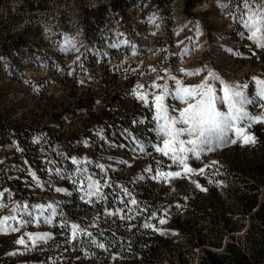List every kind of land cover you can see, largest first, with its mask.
Returning <instances> with one entry per match:
<instances>
[{
    "label": "trees",
    "instance_id": "1",
    "mask_svg": "<svg viewBox=\"0 0 264 264\" xmlns=\"http://www.w3.org/2000/svg\"><path fill=\"white\" fill-rule=\"evenodd\" d=\"M25 2L29 10H40L48 0ZM93 11L94 8L83 7L75 15L84 25H89ZM43 27L41 22L33 21L20 30L0 28V65H5L7 56L13 54L8 68L12 78L19 71L22 73L19 59L31 49L35 34ZM233 29L238 35L247 37L239 23L235 22ZM90 38V33L86 32L85 42L90 43ZM251 42L263 59L264 48ZM208 70L216 72L210 62L203 76ZM260 80L264 79L250 81L251 98L259 96ZM147 91L145 88L141 93ZM94 97H101L104 103L97 111L93 110L94 104L102 100ZM155 111L154 104L136 98L132 88L120 85L114 90L88 88L83 98L76 97L73 105L51 112L52 121L82 112L86 116L79 126L59 131L52 130L50 123L23 125L13 121L11 124L9 110L0 101V193L5 194L0 195V202L8 207V215H18L19 221L21 215L14 209L47 203L46 198L39 195L45 190L46 181L57 179L53 184L62 189H57L61 202L55 207L56 215L50 219L41 218L37 210L33 212V222L27 226L20 227L11 220L7 222L18 228L17 231L0 225V264H117L119 261L167 264L161 255L162 249L171 244L173 236L188 229L180 215L173 218L174 213L169 214L167 210L201 212L204 208L199 203L200 196L217 197L218 182L208 171L209 162L200 163L205 157L186 158L185 162L193 171L185 173L184 165L179 170L169 155L157 151L164 145L155 134L158 129ZM255 116L260 122L262 117ZM258 133V130L246 132L254 137V142L260 138ZM11 142L19 146L23 164L28 169L15 166L11 160L19 157L10 152ZM201 168L203 173L199 171ZM68 169L82 180L81 185L75 178L65 176ZM168 172L181 175H162ZM253 175L264 185L263 165L255 168ZM91 181L98 183L99 196L85 194ZM161 181L163 185L159 184ZM260 184L252 185L253 190L241 191L239 195L241 209L253 217L250 224L242 228L248 239L247 246L235 240L237 236L229 226L225 229L224 240L220 237L209 242L199 234L193 240V245L200 247L202 252L196 264H264V197L261 200L258 197ZM165 189H169V194H165ZM132 200L137 203L132 204ZM88 210H94L95 214ZM160 219L165 223L161 224ZM72 224L84 230L77 232L75 238ZM25 234H43L47 238L43 239L42 246L29 248V251L18 243L17 247L12 246L17 237L26 239ZM6 237L9 239L4 241ZM101 244L103 247L99 246ZM178 259L177 264L188 263L182 254Z\"/></svg>",
    "mask_w": 264,
    "mask_h": 264
},
{
    "label": "rangeland",
    "instance_id": "2",
    "mask_svg": "<svg viewBox=\"0 0 264 264\" xmlns=\"http://www.w3.org/2000/svg\"><path fill=\"white\" fill-rule=\"evenodd\" d=\"M25 5V0H0V28L3 30H20L33 21L44 24L33 38L34 45L19 59L22 73L19 71L12 78L8 72L13 54L7 56L5 65H0V101L9 110L11 124L13 121L23 125L50 123L52 130L69 131L85 119L83 112L60 116L56 121L51 120L50 114L73 105L76 97L83 98L88 88L114 90L120 85L132 88L136 98L146 88L148 98L153 101L165 83L176 87L170 77L179 80L181 86L200 84L207 76L203 74L209 62L221 80L246 85L243 88L246 96L250 94L251 80L264 79V58L253 49L251 40L234 32L235 4L228 14L220 7L219 0H48L40 10H29ZM83 7L94 8L89 25H84L75 15ZM86 32L91 35L90 43L85 42ZM69 39L74 43L66 46L65 41ZM198 69L200 71L196 72ZM153 82L161 87H151ZM212 83L217 90L221 88L218 81ZM138 85L145 87L138 88ZM218 94L221 93L218 91ZM254 97L249 95L252 102L245 105V109L252 117H262L260 122L253 119L248 124L254 125L252 128L259 131L261 139L254 143L235 139L233 143L230 133L226 140L214 144L211 151L199 152L198 156L187 153L205 157L200 163L209 162L208 171L218 182V195L200 196L199 203L204 208L201 212L178 210L176 214L178 211L167 210L169 214L174 213L173 218L180 215L188 228L173 236L171 244L162 249L161 255L167 264H177L181 254L187 258V264H196L202 252L193 245L194 237L201 234L209 242L220 237L224 240L227 226L234 230L235 240L247 246L248 239L242 228H246L253 217L241 209L239 195L241 191L253 190L252 185L260 184L253 173L259 165L264 166V98ZM94 99L102 100L94 104L93 110L97 111L104 103L101 97ZM165 102L176 109L173 113L176 116L187 106L184 101L171 97ZM219 107L227 111L226 105ZM155 134L160 136L158 129ZM9 150L19 156L11 159L15 166L27 168L15 142H11ZM65 176L75 178L81 185L82 180L71 170H65ZM56 180L46 181L45 190L39 194L47 200L43 205H52L54 210L61 202L58 186L53 184ZM259 186L261 200L264 185ZM164 192L167 195L170 191L165 189ZM5 205L0 206V218L15 216L18 222V215H8ZM88 213L95 214V211L88 210ZM43 244L44 240L38 239L33 246L26 238L25 244L19 245L29 251ZM17 245L12 242V246Z\"/></svg>",
    "mask_w": 264,
    "mask_h": 264
},
{
    "label": "snow or ice",
    "instance_id": "3",
    "mask_svg": "<svg viewBox=\"0 0 264 264\" xmlns=\"http://www.w3.org/2000/svg\"><path fill=\"white\" fill-rule=\"evenodd\" d=\"M220 7L225 14L233 8L235 4V11L232 15L234 22L239 23L246 31L247 38L255 41L257 47L264 48V0H219ZM74 41L71 39L65 41V45H72ZM155 70V69H153ZM167 71V70H165ZM200 70H196L199 72ZM192 74V73H186ZM160 77H158L159 79ZM174 80L176 87H170L167 83L163 85L162 91L154 96L153 101L148 100L149 93L138 94V98L145 103L154 104L156 110V121L158 125V132L163 141V148H158L157 151L163 152L165 155H171L173 163H180L184 165L185 173L193 171L189 168L186 160L187 153H194L197 156L199 152L205 150L211 151L214 144H219L229 137V134L235 131L237 134H242L244 143L254 142V137L250 134L244 133V128L253 119H260L259 117H252L245 109V105L252 101L244 94L243 88L246 85L230 84L220 79L214 72L208 70L207 76L198 85L181 86V82L175 77H170ZM218 81L221 88H217L212 83ZM260 85L259 95L264 98V80L258 81ZM138 88L145 87L138 85ZM153 88H160V85L153 84ZM219 93L221 94H218ZM171 97L173 100L184 101L187 106L180 111L179 116L174 115L176 111L171 103H166V98ZM226 105L227 111L221 110L219 106ZM188 136L189 139L182 137ZM233 143L236 141L233 140ZM190 145L191 147H185ZM203 173V168L199 170ZM35 176V174H32ZM157 175H161L157 173ZM163 176H179L180 172L163 173ZM62 191V189H58ZM87 196H99L100 188L96 181H91L85 193ZM127 195V192L125 193ZM0 195H5L0 193ZM136 204V200L131 201ZM0 206L2 202H0ZM21 215V219L17 222L20 227L27 226L31 223L33 212L39 211L41 218L47 216L49 219L56 215V211L52 205H26L23 209H14ZM27 217V218H25ZM16 221L15 216H7L0 218V225L7 226L11 231L19 230L16 227L8 225V221ZM161 224L165 223L164 219H160ZM150 227L151 225H145ZM72 235L75 238L77 232L84 231L77 224H72ZM27 238L32 241L35 246L38 239H46L43 234H25ZM89 237L90 233H87ZM16 243L25 244L24 236H21ZM103 247V245H99Z\"/></svg>",
    "mask_w": 264,
    "mask_h": 264
},
{
    "label": "crops",
    "instance_id": "4",
    "mask_svg": "<svg viewBox=\"0 0 264 264\" xmlns=\"http://www.w3.org/2000/svg\"><path fill=\"white\" fill-rule=\"evenodd\" d=\"M252 127H254V125L245 127L244 128V133L246 134V132H248V131L255 132ZM231 134H232L233 140L237 139L238 141L244 142L242 134H237V133H235V131H233ZM258 136H260V135L258 134Z\"/></svg>",
    "mask_w": 264,
    "mask_h": 264
},
{
    "label": "built area",
    "instance_id": "5",
    "mask_svg": "<svg viewBox=\"0 0 264 264\" xmlns=\"http://www.w3.org/2000/svg\"><path fill=\"white\" fill-rule=\"evenodd\" d=\"M197 158V156H192L191 154H187V159L188 160H194V159H196ZM178 164V168H179V170H181L182 169V167H183V164H180V163H177Z\"/></svg>",
    "mask_w": 264,
    "mask_h": 264
},
{
    "label": "bare ground",
    "instance_id": "6",
    "mask_svg": "<svg viewBox=\"0 0 264 264\" xmlns=\"http://www.w3.org/2000/svg\"><path fill=\"white\" fill-rule=\"evenodd\" d=\"M177 165V167H178V164H176ZM254 209V208H253ZM215 250H221V248H216ZM198 261V260H197ZM197 263V262H196Z\"/></svg>",
    "mask_w": 264,
    "mask_h": 264
}]
</instances>
